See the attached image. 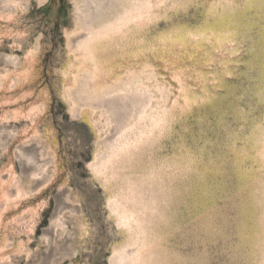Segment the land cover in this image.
I'll use <instances>...</instances> for the list:
<instances>
[{
	"label": "rangeland",
	"instance_id": "1",
	"mask_svg": "<svg viewBox=\"0 0 264 264\" xmlns=\"http://www.w3.org/2000/svg\"><path fill=\"white\" fill-rule=\"evenodd\" d=\"M136 254L264 264V0H0V264Z\"/></svg>",
	"mask_w": 264,
	"mask_h": 264
},
{
	"label": "bare ground",
	"instance_id": "2",
	"mask_svg": "<svg viewBox=\"0 0 264 264\" xmlns=\"http://www.w3.org/2000/svg\"><path fill=\"white\" fill-rule=\"evenodd\" d=\"M125 214V213H124ZM127 216V215H126ZM128 218V217H127ZM129 218H131V216H129ZM120 219V218H119ZM122 219V218H121ZM131 220V219H129ZM121 222V221H120ZM122 224V223H121ZM128 225V224H127ZM135 255V254H134ZM137 256L132 258V260L130 261V264H141V256L140 254H136ZM131 258V257H130ZM143 259V258H142ZM124 263V262H123ZM122 264V263H120ZM147 264V263H146Z\"/></svg>",
	"mask_w": 264,
	"mask_h": 264
}]
</instances>
